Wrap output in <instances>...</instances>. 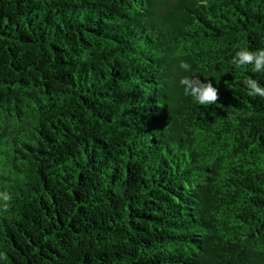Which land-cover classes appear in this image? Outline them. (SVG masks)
Returning a JSON list of instances; mask_svg holds the SVG:
<instances>
[{
	"label": "trees",
	"instance_id": "1",
	"mask_svg": "<svg viewBox=\"0 0 264 264\" xmlns=\"http://www.w3.org/2000/svg\"><path fill=\"white\" fill-rule=\"evenodd\" d=\"M262 48L264 0H0V264H264Z\"/></svg>",
	"mask_w": 264,
	"mask_h": 264
},
{
	"label": "clouds",
	"instance_id": "2",
	"mask_svg": "<svg viewBox=\"0 0 264 264\" xmlns=\"http://www.w3.org/2000/svg\"><path fill=\"white\" fill-rule=\"evenodd\" d=\"M230 62L237 68H247L251 65L253 72L264 74V48L256 51L241 49L235 53ZM180 68L188 71L190 65L181 62ZM179 83L183 86L185 94L192 97L193 101L201 106L212 105L219 100L218 89L213 86L211 81L201 82L196 76H185L180 79ZM243 84L249 96L264 99V86H261L258 80L248 78L243 81ZM11 200L12 197L7 191H0V211L7 212ZM6 258V253H0V259Z\"/></svg>",
	"mask_w": 264,
	"mask_h": 264
}]
</instances>
